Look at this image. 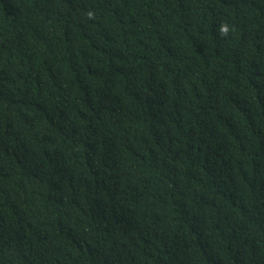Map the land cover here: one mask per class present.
<instances>
[{"label": "trees", "instance_id": "16d2710c", "mask_svg": "<svg viewBox=\"0 0 264 264\" xmlns=\"http://www.w3.org/2000/svg\"><path fill=\"white\" fill-rule=\"evenodd\" d=\"M0 264H264V0H0Z\"/></svg>", "mask_w": 264, "mask_h": 264}, {"label": "clouds", "instance_id": "9594fccd", "mask_svg": "<svg viewBox=\"0 0 264 264\" xmlns=\"http://www.w3.org/2000/svg\"><path fill=\"white\" fill-rule=\"evenodd\" d=\"M231 31H232V26L228 24L227 22H221L218 25L217 32H218V35L222 38L229 37Z\"/></svg>", "mask_w": 264, "mask_h": 264}]
</instances>
